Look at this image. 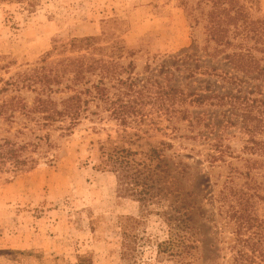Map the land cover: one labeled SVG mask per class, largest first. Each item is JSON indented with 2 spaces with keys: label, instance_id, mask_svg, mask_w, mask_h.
I'll return each instance as SVG.
<instances>
[{
  "label": "rangeland",
  "instance_id": "rangeland-1",
  "mask_svg": "<svg viewBox=\"0 0 264 264\" xmlns=\"http://www.w3.org/2000/svg\"><path fill=\"white\" fill-rule=\"evenodd\" d=\"M251 1L255 0H246L252 14L264 17V0L257 5ZM191 24L180 0H0V104L13 96L32 103L33 91L7 86L5 81L33 67L54 43L103 31L120 34L134 51V76L157 79L188 93L185 101L175 102L168 111L148 110L143 127H149L152 143H172L165 152L176 189L192 193L204 207L194 223L200 258L213 255L219 264H232L233 236L226 228L222 239L214 236L211 217L220 224L222 220L210 199L220 188L218 173L229 170L227 164L243 171L246 159L264 156L246 148L249 134L228 105L216 104V98L202 103L193 99L196 94L238 90H254V95L264 97V77L237 70L224 52L207 53L211 48H205L202 15L200 23ZM255 54L264 63V52ZM5 115L0 114V142L40 144L34 148L29 142L23 150L36 159L34 167L14 170L10 163L0 165V264H126L121 254L124 224H135L138 264H182L157 255V240L166 236L167 229L155 212L160 208L150 205L152 212H147L117 172L97 166L100 143L123 132L118 121L107 113L90 115L69 136L51 131L55 144L51 147L48 139H39L47 128H39L18 111L10 118ZM231 117L236 123L228 121ZM127 130L135 128L129 125ZM215 143L226 150L227 164L220 168L206 158ZM256 170L262 173L264 167ZM262 179L258 175V181ZM236 181L244 183L246 177ZM262 185L259 192L264 196V181ZM256 202L263 217L264 199Z\"/></svg>",
  "mask_w": 264,
  "mask_h": 264
},
{
  "label": "trees",
  "instance_id": "trees-1",
  "mask_svg": "<svg viewBox=\"0 0 264 264\" xmlns=\"http://www.w3.org/2000/svg\"><path fill=\"white\" fill-rule=\"evenodd\" d=\"M252 2L258 4V0ZM180 3L192 27L200 23L202 15L205 48H211L207 53L216 56L224 52V58L237 70L264 77L263 58L255 54V50L264 52V17H255L246 0H180ZM113 21L118 24L117 20ZM133 55L134 51L114 31L54 43L33 67L5 81L7 86L19 90L26 87L33 91L32 103L13 96L0 104V114L10 118L18 111L34 119L39 128H47L46 134L39 135V139L45 137L52 147L55 144L51 131H57L62 137L69 136L83 118L107 113L123 126V132L116 139L108 137L100 143L97 166L117 172L120 181L142 201L147 212H152L150 205L160 208L155 212L167 229L166 236L157 240V255L182 264H219L213 255L200 258V239L194 223L196 217L204 213V207L192 193L184 195L177 191V180L171 173V163L165 152L173 146L172 143L165 140L152 143L149 127H143L148 110L168 111L175 102L185 101L188 93L157 79L134 76ZM3 88L7 89L6 86ZM254 92L196 94L193 100L202 103L216 98V104L228 105L249 134L250 144L246 148L264 156V97L254 95ZM147 105L151 106L148 108ZM228 121L236 123L232 117ZM129 125L135 130L128 131ZM29 142L34 148L40 144V141L20 144L11 139L0 142V165L10 163L14 170L34 167L36 159L23 153ZM214 146L206 158L211 166L220 168L227 164L226 150L218 143ZM246 160L243 171L227 164V173H218L216 185L220 188L210 200L217 204L222 224L211 217L213 233L222 239L226 229L231 232L232 264H264V215L260 217L256 209V199H264L259 192L264 172L256 170L264 167V159ZM260 174L263 179L258 181ZM239 177H246V181L239 184L236 181ZM134 226H123L121 254L126 264H138L134 259L133 243L138 238L137 232H133Z\"/></svg>",
  "mask_w": 264,
  "mask_h": 264
}]
</instances>
